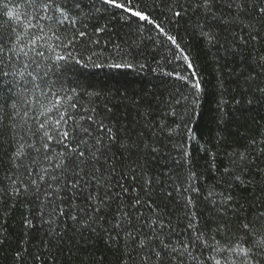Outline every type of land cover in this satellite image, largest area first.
<instances>
[{
  "label": "snow or ice",
  "instance_id": "1",
  "mask_svg": "<svg viewBox=\"0 0 264 264\" xmlns=\"http://www.w3.org/2000/svg\"><path fill=\"white\" fill-rule=\"evenodd\" d=\"M5 246L11 264H264V0H0Z\"/></svg>",
  "mask_w": 264,
  "mask_h": 264
},
{
  "label": "trees",
  "instance_id": "2",
  "mask_svg": "<svg viewBox=\"0 0 264 264\" xmlns=\"http://www.w3.org/2000/svg\"><path fill=\"white\" fill-rule=\"evenodd\" d=\"M120 31L119 28H117ZM202 76L205 80L206 87L208 89L207 95L203 98L202 104L197 107L192 116L191 126L194 128L195 132L202 136L207 137L210 135V130L213 127V117H214V96H213V86L215 83L214 73L212 66L206 61V58L201 57L199 60ZM85 73H99L98 76L93 77L96 81H102L108 86H119L117 81L121 83H126L130 91H140L150 85V77L144 76L143 74L129 73L127 76H115L112 70L104 69H94L88 68L83 70ZM114 77V78H111ZM10 227L15 230L16 224L10 222ZM0 264H11V249L5 246L0 250Z\"/></svg>",
  "mask_w": 264,
  "mask_h": 264
}]
</instances>
